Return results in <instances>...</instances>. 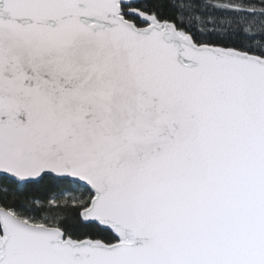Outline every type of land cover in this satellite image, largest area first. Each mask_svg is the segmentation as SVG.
<instances>
[{
  "label": "snow or ice",
  "instance_id": "1",
  "mask_svg": "<svg viewBox=\"0 0 264 264\" xmlns=\"http://www.w3.org/2000/svg\"><path fill=\"white\" fill-rule=\"evenodd\" d=\"M0 264H264V0H0Z\"/></svg>",
  "mask_w": 264,
  "mask_h": 264
}]
</instances>
